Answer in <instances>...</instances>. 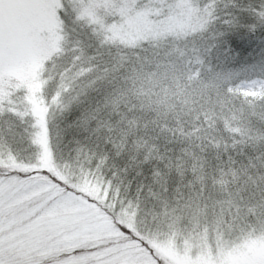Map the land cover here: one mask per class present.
Here are the masks:
<instances>
[{
	"label": "snow or ice",
	"instance_id": "1",
	"mask_svg": "<svg viewBox=\"0 0 264 264\" xmlns=\"http://www.w3.org/2000/svg\"><path fill=\"white\" fill-rule=\"evenodd\" d=\"M188 3L205 27L170 35L165 25L183 0H0V264H119L117 253L101 255L111 242L72 238L57 220L60 204L81 203L76 197L162 264L117 216L135 207L139 223L183 194L188 178L181 182L176 166L195 126L144 107L141 79L194 67L264 73V0ZM19 65L35 80L4 74ZM199 135L194 151L212 169L242 157L211 142L207 126ZM89 180L103 203L80 191Z\"/></svg>",
	"mask_w": 264,
	"mask_h": 264
},
{
	"label": "rangeland",
	"instance_id": "2",
	"mask_svg": "<svg viewBox=\"0 0 264 264\" xmlns=\"http://www.w3.org/2000/svg\"><path fill=\"white\" fill-rule=\"evenodd\" d=\"M205 25L206 19L197 16L196 10L188 0H183L179 16L171 17L164 31L170 35L186 34L200 30ZM130 26L136 30L138 23L132 22ZM4 74L22 82L35 80L36 75L30 66L24 65L5 68ZM161 74L162 76L158 77V90L152 83L153 89L150 90H142L141 84L138 85L140 95L150 96L151 101L157 99L159 106H204L206 99L201 94L209 89L216 92L212 103L217 109L219 103H231L239 95L243 97L245 107L253 108L258 102L264 103V73L252 74L245 70L207 73L194 67L179 74ZM231 115L221 118L223 134H226L227 138L232 141L239 140L241 145H255L261 140L264 141L262 136H256V131L244 119L243 113ZM214 120L215 118L210 117L203 118V124H199V127L210 128ZM41 143L46 144V136L42 137ZM48 162L51 165L50 154ZM263 173L260 172L258 176L247 173L242 180L241 174L233 172L226 178L232 179L235 176L240 182L232 187H229V183L226 186L220 180L216 181L211 189L215 197L212 203L206 199L204 190L199 191L189 185L191 189L188 197L183 193V196L179 195L180 198L163 200L158 210L151 211L150 215L139 223L135 207L122 209L117 216L118 223H124L134 234L146 240L169 264H264ZM80 191L100 199L101 203L104 202V198L99 196L100 185L93 181L84 182ZM75 199L82 202L75 203L66 199L63 206H60L72 213L90 211L92 205L81 197ZM90 212L91 214L81 215L80 219L85 221L74 228L72 238L77 232L82 234V237L91 239L119 233L116 224L113 220L105 218V214L100 212L97 215L96 210ZM146 257L144 253L138 257L129 255L121 261L125 264H155Z\"/></svg>",
	"mask_w": 264,
	"mask_h": 264
},
{
	"label": "trees",
	"instance_id": "3",
	"mask_svg": "<svg viewBox=\"0 0 264 264\" xmlns=\"http://www.w3.org/2000/svg\"><path fill=\"white\" fill-rule=\"evenodd\" d=\"M207 23V21H206ZM198 68V67H196ZM237 71H241L243 69H236ZM162 74L159 76H149V78L141 79L140 84L141 88L150 90L153 89L152 84L156 86L158 90L160 88V82L158 77H161ZM156 77V78H155ZM224 88V87H223ZM215 91L209 89L205 93L201 95L206 99L204 106H187V107H174L171 104H164L160 105L157 104L158 100L151 101V97L148 95H140V89H138V96L137 98L141 100L143 106L146 108H151L158 112V114L164 118H172L177 121L179 124L181 120H184L188 123L193 124L195 127L192 131V138H187V148L185 149V159L179 160L176 166V173L179 176L181 182L188 178L187 187L183 190V193L188 197L189 196V189L190 186L193 188L201 191L204 190V195L206 199L211 200V203L215 200L214 194L212 192L213 185L216 181L220 180L226 186L229 183V187H232L234 184L238 183V179L234 176L232 179L229 177L226 178L229 174L232 175L233 172H238L241 174L242 180H244L246 174L256 175L258 176L260 172H264V141H260L253 144H243L241 145L239 140L232 141L230 138H227L226 134H223V122L221 118L225 115H231L235 113H243V117L248 124L256 131L255 134L260 135L264 138V103L258 102L253 108L245 107L243 97L241 95L237 96L231 103H227L225 101L219 103V108L217 109L215 105L212 103V100L215 99ZM213 98V99H212ZM175 111V112H174ZM220 114V116H219ZM233 116V115H231ZM210 117L215 118L214 124L210 127L212 132L215 134L213 138L214 144L224 145L227 144L229 148L238 149L239 153L242 154L241 156H237L234 159L229 160L221 164L216 169H212L208 160L204 158L202 154H197L194 151L193 145L195 144L197 147L199 146L200 142V135L199 133L203 131V126L199 127V122L202 121L203 118ZM182 126L180 129H177V135L181 136ZM194 138H197L195 140ZM181 139H185L184 136H181ZM213 172L215 175L213 176ZM254 172V173H253ZM264 174V173H263ZM235 175V174H234ZM240 182V181H239ZM190 185V186H189ZM226 189V188H223ZM210 196H208L206 194ZM264 194V191L262 192ZM197 195V194H196ZM183 196V194L181 195ZM180 198L179 195L171 196L170 199L173 198ZM183 198V197H182ZM64 202L60 205L63 206ZM59 206L58 211L56 213V218L61 224H65L71 229L74 230L76 226L81 224L85 220H81L82 214H91L90 211L94 212L96 210L97 215L98 213L105 214V218H112L107 215L105 212L101 211L95 205H92L89 208V212H82V213H72L69 209L64 210V207ZM96 216V215H95ZM94 217V216H92ZM93 220V219H92ZM118 221V218H117ZM116 224V223H115ZM124 227L131 230L127 225L124 223H119ZM119 231L118 234H110L108 236H104L98 239H91L90 237H82L80 233L77 232V236H81L80 239L83 242L93 241L98 245H106L109 242L112 243L111 248L104 249L101 253L102 256H106L110 253H117L116 260L119 261V264L122 263V259H125L127 256L132 255V257L139 256L144 253L146 255V259L151 262H155L152 257L148 254L147 250L142 247L139 243V240H133L130 237L126 236L124 232L121 231L119 227H116ZM133 233V231L131 230ZM73 236L77 238V236ZM133 235L139 237L138 235ZM140 239H143L139 237ZM144 240V239H143ZM146 241V240H144ZM147 242V241H146ZM147 244L154 249L148 242ZM155 250V249H154ZM156 255L161 259L162 264H169L167 260L161 257L157 251H155ZM133 264V263H130Z\"/></svg>",
	"mask_w": 264,
	"mask_h": 264
}]
</instances>
